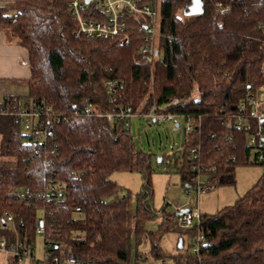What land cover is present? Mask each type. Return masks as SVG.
Returning a JSON list of instances; mask_svg holds the SVG:
<instances>
[{
	"label": "trees",
	"instance_id": "16d2710c",
	"mask_svg": "<svg viewBox=\"0 0 264 264\" xmlns=\"http://www.w3.org/2000/svg\"><path fill=\"white\" fill-rule=\"evenodd\" d=\"M69 1L0 0V30L27 51L30 77L22 98L56 114L39 148L27 143L11 117L0 116V237L33 242L39 219L44 237L69 246L84 264H131L147 257L138 248L144 244L163 258L158 242L171 217L152 207L150 154L135 149L123 121L76 111L83 97L102 111L113 110L103 86L107 79L118 82L117 104L135 112L181 99L184 104L166 110L184 115L191 130L175 151L162 155L164 169L175 171L184 186L201 176L212 187L233 185L237 165L264 170V160H257L264 147L232 125L246 91L264 83V0H201L203 14L190 16L192 0H159L161 60L154 63L140 59L137 33L129 44L77 33ZM218 2L227 10L216 11ZM83 15L102 17L95 0ZM134 169L143 176L135 210L129 193L109 178L114 170ZM49 180L60 193L53 200L44 197ZM25 187L35 194L30 204L18 195ZM156 216L162 217L159 229L147 230L145 221ZM200 224L206 242L200 261L182 252V241L177 264L180 256L186 264H264V171L234 204L201 213ZM8 264L17 263L9 258Z\"/></svg>",
	"mask_w": 264,
	"mask_h": 264
},
{
	"label": "built area",
	"instance_id": "2783aa9c",
	"mask_svg": "<svg viewBox=\"0 0 264 264\" xmlns=\"http://www.w3.org/2000/svg\"><path fill=\"white\" fill-rule=\"evenodd\" d=\"M85 0H70L68 5L74 19L78 24V32L90 38L115 39L121 43L129 44L132 41V33H137L140 39L138 54L140 59L146 63H154L161 60V51L157 45L158 31V4L159 0H95V7L102 17H85L83 12L87 4ZM215 10L224 12L227 10L221 2L216 3ZM14 16H16L14 14ZM130 20L134 21L130 23ZM28 65L27 60L21 62ZM106 97L113 105V110L102 111L95 107L90 97L81 99V108L76 111L77 115L85 117H104L108 121H123L130 123L134 115L145 118L148 122L160 125L164 122L174 121L177 118H184V115L167 111L169 107L184 104V100L174 98L164 105L153 104L147 111L136 113L129 106L117 104L118 82L107 79L103 82ZM56 114L47 105L31 102L27 103L22 97L10 96L6 102L0 103V116H9L26 133L27 143L35 148H39L41 143H45L50 135L48 120ZM232 125L236 130H243L247 133L250 143L258 147H264V83L254 90H247L245 102L242 103L238 112L233 116ZM186 121V120H185ZM184 132L191 130V124L186 121ZM192 153V152H191ZM258 161L264 160V153L257 156ZM192 186L197 194L207 191L212 186L205 184L201 176H197ZM18 195L27 203H31L35 197L34 192L25 187L18 192ZM60 195L57 185L49 180L46 184L44 197L53 200ZM177 225L184 228L190 235L189 248L187 251L199 259V252L205 245V236L201 230L200 212L197 207L184 211L177 207ZM8 221L12 220L11 215L6 214ZM43 236L41 258L36 259L34 255L33 242L16 240L9 242L5 237H0V263L8 264L9 258H13L17 264H84L78 261L72 254L71 248L67 245H53L49 238L44 237L42 221H35L34 236ZM52 248H55L52 250ZM147 258L138 256L133 262L143 264ZM180 264H186V258L180 256ZM161 264H164L162 261ZM177 264V263H176ZM200 264V263H198Z\"/></svg>",
	"mask_w": 264,
	"mask_h": 264
},
{
	"label": "rangeland",
	"instance_id": "374dc122",
	"mask_svg": "<svg viewBox=\"0 0 264 264\" xmlns=\"http://www.w3.org/2000/svg\"><path fill=\"white\" fill-rule=\"evenodd\" d=\"M139 113V111H136ZM186 121L180 117L174 121L164 122L160 125L148 122L145 118L134 115L130 123L125 124L129 130L135 149L149 153L151 156L150 183L152 191V207L158 211L164 210L168 215L169 230L162 234L158 247L164 253L163 258H155L148 253L149 245H140L139 251L145 252L146 262L143 264H176L175 256L179 252L178 238L183 241L182 252L189 248L190 235L184 228L177 225V207L189 209L197 207L200 213L214 214L221 208L235 203L257 181L263 173L260 165H237L235 167V183L212 187L207 191L197 194L194 189H188L180 181V176L175 171L164 169L160 158L175 151L183 141ZM109 178L120 188L121 192H128L130 204L135 210L137 206L136 196L143 183L142 174L134 170H114L109 173ZM38 216L42 211L38 210ZM162 221L161 216H156L145 221L144 227L149 231H157ZM43 236H35L34 255L41 258ZM134 249V244L132 246ZM180 250V251H181ZM141 264V263H140Z\"/></svg>",
	"mask_w": 264,
	"mask_h": 264
},
{
	"label": "crops",
	"instance_id": "0c3cea01",
	"mask_svg": "<svg viewBox=\"0 0 264 264\" xmlns=\"http://www.w3.org/2000/svg\"><path fill=\"white\" fill-rule=\"evenodd\" d=\"M24 60H27L26 49L10 41L0 30V100L8 96L23 97L28 93L26 81L30 70L28 65L21 63Z\"/></svg>",
	"mask_w": 264,
	"mask_h": 264
},
{
	"label": "water",
	"instance_id": "95a60500",
	"mask_svg": "<svg viewBox=\"0 0 264 264\" xmlns=\"http://www.w3.org/2000/svg\"><path fill=\"white\" fill-rule=\"evenodd\" d=\"M90 0H85L86 3H88ZM204 12L203 9V2L201 0H192V4L189 6L188 10L186 11V15H202ZM184 211L188 209H183ZM178 215V213H176ZM206 246V244L204 245ZM178 249L182 248V239L178 240Z\"/></svg>",
	"mask_w": 264,
	"mask_h": 264
}]
</instances>
